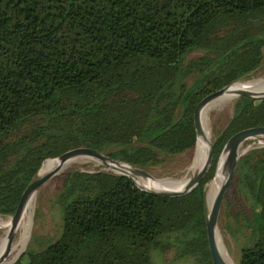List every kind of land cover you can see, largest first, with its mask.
Returning a JSON list of instances; mask_svg holds the SVG:
<instances>
[{"label":"trees","instance_id":"obj_1","mask_svg":"<svg viewBox=\"0 0 264 264\" xmlns=\"http://www.w3.org/2000/svg\"><path fill=\"white\" fill-rule=\"evenodd\" d=\"M263 62L264 0H0V216L11 217L41 165L42 174L67 151L140 170L192 151L197 103ZM261 126L264 99H237L209 171L181 197L111 172H67L60 234L21 254L0 248L1 264L19 255L13 264H212L206 184L228 139ZM147 180L163 191L186 186ZM232 187L250 211L238 264H264V147L239 159Z\"/></svg>","mask_w":264,"mask_h":264},{"label":"rangeland","instance_id":"obj_2","mask_svg":"<svg viewBox=\"0 0 264 264\" xmlns=\"http://www.w3.org/2000/svg\"><path fill=\"white\" fill-rule=\"evenodd\" d=\"M255 80H264V62L262 66L251 77L239 83H246ZM259 86L260 89H264V84H261ZM236 100L223 104L221 106H217L208 113L206 117V124L207 129L211 134V144L215 140L216 135L224 130L231 120ZM261 147H264V136H259L247 140L242 144V147L240 148L241 157L249 151ZM194 149L180 156L166 157L163 159V162H161V164L146 170H142L147 174V176H143L137 173H131L129 174V177L132 179L134 184L140 188H143L142 184H144L146 179L162 180L182 179L186 177L190 178L198 172V170L196 172H192L189 170L192 164ZM97 170L111 172L114 174L121 173L118 170L108 169L98 160L88 158L81 164H74L65 170L59 171L39 188L35 197L34 204L31 210L27 212L26 220H28L27 223L29 240H27V245L23 251H25L26 248L31 245L32 241H35L36 243H40L41 241L45 240L50 241L54 239L56 235L60 234L61 220L59 217L58 200L63 187L65 174L69 171L93 173ZM211 181L206 184V193L208 189L207 185ZM232 183L233 179L220 207L217 230L220 234L221 241L226 252V254H224L221 247V256L222 254H224L229 258L232 264H238L239 252L246 244V238L249 234L245 227V214L246 212L250 213V211L247 207H245L244 209L240 208V204L237 202L238 197L233 191ZM6 221H10V217L0 216V223ZM3 239H5V236L3 235V231L0 229V248H2L4 245ZM23 251L21 253H23Z\"/></svg>","mask_w":264,"mask_h":264},{"label":"water","instance_id":"obj_3","mask_svg":"<svg viewBox=\"0 0 264 264\" xmlns=\"http://www.w3.org/2000/svg\"><path fill=\"white\" fill-rule=\"evenodd\" d=\"M236 83H238V82H236ZM234 84L235 83L231 84L228 87H224L220 90H217L213 93H210L209 95L205 96L204 98H202L197 103V105L194 109V112H193L194 124H195L194 128H195L196 137L199 136V134H200V132H199V120H198L200 112L203 110V108L207 104H209L211 101L222 96L229 89V87H231ZM241 97H248V98H252L255 100H263L264 99V93L257 95L251 91H246V90L245 91H239L237 93V99H239ZM259 136H264V126L242 130V131L234 134L232 137H230L228 139V141L225 143V145L222 148V151L219 155V158L217 161V166H216V172L218 170L219 164L221 163L222 167H223L225 179H224V182L219 187V189H218V191L214 197V200H213V203H212L210 209H208V207H207V217L205 219L206 240H207L209 255H210V259H211L212 264H224L223 262H221L219 260V258L217 256L216 244H215V240H216L215 234H216V230H217V222H218L220 207H221L223 198H224V196H225V194H226V192H227V190H228V188L232 182L237 163H238L239 159L241 158L240 148L242 147V144L245 141L253 139L255 137H259ZM80 156L85 157V158H90L93 160H98L108 169L118 170L121 172V173H118L119 175H123V176H126L128 178H130L129 174H131V173H137V174H140L143 176H147V174L144 171H142L140 169L132 168V167L127 166V165H124L123 163L116 162V161L110 159L105 153L103 154V153H100V152H97V151H94L91 149H86V148H78V149L67 151V152L59 155L58 157H56L54 159H50V160H57V162L59 164V166L55 169L54 172L48 173L47 175H45L43 177H39L38 176V173L40 171V169H39L35 179L29 183V185L26 187L25 191L23 192V194L19 200V203L15 209L14 214L10 217V224L12 227H14L17 224V222L19 221L29 197L32 194L36 193L39 190V188L45 182H47L52 176H54L56 173H58L60 168L63 165L68 163L73 158L80 157ZM212 159H213V147H212V144H210L204 165L201 167V169L195 175H193L192 177H190L188 179L187 184L182 191H177V192L176 191H151V190H146V189L140 188L138 186L137 187L146 193H149L151 195L158 196V197H164V198L181 197V196L186 195L189 192H191L204 179L207 172L209 171V168H210L211 163H212ZM123 167L128 168L130 170V173H126L122 169ZM216 172L214 174V177L216 175ZM206 206H207V193H206ZM7 254H8V251L0 259V264L2 263L4 258L7 256ZM18 257H17V259H18ZM14 262H12L11 264H13Z\"/></svg>","mask_w":264,"mask_h":264},{"label":"bare ground","instance_id":"obj_4","mask_svg":"<svg viewBox=\"0 0 264 264\" xmlns=\"http://www.w3.org/2000/svg\"><path fill=\"white\" fill-rule=\"evenodd\" d=\"M261 84H264V80H255V81H250V82H246V83H239V82L235 83L234 85L229 87V89L222 96L217 98V101L214 103L211 110H213L217 106H221L223 104H226V103H229L231 101L236 100L237 99V93L239 91H245V90L249 91V88L260 87L259 85H261ZM263 93H264V90H261L260 92H256L255 94L260 95ZM246 98H248V97H246ZM200 114H201V112H200ZM200 114L198 117L200 134H199V136L196 137L197 139L199 137L200 140L195 146L192 164H191V167L189 168V170L192 172H196L197 170L199 171L201 169V167L204 165V162L206 160V156H207V153L209 150V146L211 144L210 143L211 142V134L207 129L206 119L204 120L203 125H201ZM193 123H194V116H193ZM194 127H195V124H194ZM197 139H196V142H197ZM87 159L88 158L81 157V156L75 157L72 160H70L68 163L63 165L59 171L65 170L74 164H81V163L85 162ZM58 166H59L58 162L54 163L53 165L46 168L42 174L39 173V177H43V176L47 175L48 173L54 172ZM41 168H42V166H41ZM122 169L126 173H130V170L128 168L123 167ZM188 179L189 178L186 177V178H182V179H174V180L173 179H165V180L172 182V183H175V184H187ZM224 179H225V175H224L222 164L220 163L218 170L216 172V175L212 179L213 181L211 182V185H210L209 190L207 192V207H208V209H210V207L213 203L214 197H215L219 187L224 182ZM144 185H146L150 189H152L151 191H163V190L167 189L163 185L153 183V182H149L147 179L145 180ZM30 197H29V199H30ZM21 217H22V215H21ZM21 217L14 227L11 226L10 221L0 223V229L3 231V235L5 236V239H3V242H4L3 247L11 249L12 252H14L16 254H20L25 249V247L27 245V240H29L28 239V223H27L28 220L21 219ZM215 236H216L215 237V239H216L215 244H216L217 256L221 262H223L224 264H228L229 258L226 255H224V254H226V252H225V249L223 247L221 237H220L218 230H216ZM217 237L219 239V242H218ZM221 247H222V250L224 252V254H222V256H221V252H222ZM229 264H232L231 261Z\"/></svg>","mask_w":264,"mask_h":264}]
</instances>
